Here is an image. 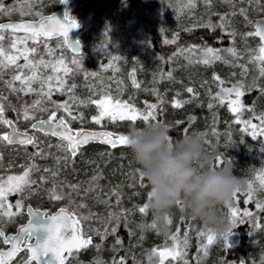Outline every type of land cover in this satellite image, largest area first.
Wrapping results in <instances>:
<instances>
[{
	"label": "rangeland",
	"instance_id": "rangeland-1",
	"mask_svg": "<svg viewBox=\"0 0 264 264\" xmlns=\"http://www.w3.org/2000/svg\"><path fill=\"white\" fill-rule=\"evenodd\" d=\"M97 1L103 9L101 15L88 14L84 9V0H73L66 8L68 17L78 24L76 32L82 46L80 54L71 52L62 37L51 40L41 37L38 43H33L26 34L0 30V35L4 36L0 47L7 54H16L11 48L13 42L21 51L25 46L37 49L36 53L30 55V59L37 63L36 69L25 66L22 58L17 61L20 68L0 67V97H3L0 103L4 101L11 106L10 112H4V118L12 121L18 131L30 134L35 141L33 144L17 145L0 139V179L22 175L29 165L35 166L29 175L34 183L26 186L23 193L9 195L8 203L13 205L12 211L17 214L10 220L0 218V228L5 234L14 233L18 226L27 221V205L47 214L58 208H67L80 219V230L84 237H91L93 243L82 251L72 253L65 264H90L92 261L93 264H112L115 259L117 262L122 260V245L117 243L113 228H120L123 233L134 236L135 240L124 251L128 264H166L165 259L170 256L167 251L176 245L166 243L184 216L183 204L177 203L172 208L175 210L179 207L174 215L177 214L179 219L174 221L173 217L169 233L161 235L151 227L154 222L152 214L147 210L145 213L138 210L146 204L150 187L145 180H141L142 177L134 182L132 169L135 170L136 165L132 157L123 160L114 157L112 152L103 153L101 149L85 158H82L80 149L72 157L66 151L64 142L32 129V124L49 118L55 111L57 120L63 117L69 126L72 122L77 124V127H71L74 130L102 129L118 136L149 124L170 127L184 122L185 135H198L201 138L207 155L206 164L213 168L231 169L242 184L234 200L231 197L219 206L223 232L220 235L213 233L215 240L206 251L203 246L207 244L208 229L201 224L194 241L192 264H235L221 255L225 247L223 234L230 226L233 209L237 211V216L232 232L236 231L237 226H242L244 234L241 263L264 264V210L256 207L257 203L264 204V188L260 181L264 173V134H261L264 125L259 119L264 117V86L260 82L261 71L251 87L245 85L248 69L241 62V54L246 46L250 50L256 47L259 53L260 38L248 34L254 33L258 25L264 27V0ZM3 5L6 11H0V22L35 21L57 10L60 1L3 0ZM209 23L212 27L206 28L212 30L218 26L227 43L224 52L216 50L220 59H213L206 51L182 50L177 44L176 35L179 32L205 27L203 25ZM148 25L163 44L174 48L164 62L152 48ZM228 49H235L237 55L233 56ZM41 59L44 66L39 64ZM204 59L211 60V63H203ZM74 60H78L79 64L73 63ZM256 60L261 70L264 60ZM3 63L6 61L0 57V65ZM65 67L69 69L67 74L63 71ZM32 71L38 72L45 84L47 77L52 76L51 101H68L72 116L82 119H73L63 109H55L54 104L40 94L42 88L47 91L40 80L32 83V92L21 91L23 85L19 81H12L14 75L30 76ZM131 72L135 74V86L131 85L129 79ZM57 76L64 81V90L60 92L55 91L58 87ZM10 81L16 91L10 89ZM72 85L75 88L69 92L67 89ZM236 85H244V95L251 91L256 93V98L251 99V106L243 104L238 117L228 106L229 100L236 99L234 93L227 97L221 93L223 103L216 98L221 89ZM188 88H192L193 93H189ZM243 96L240 97L242 103ZM104 97L128 102L145 114L149 111L147 106L155 104L158 106L153 110L156 118L148 121L137 119L135 122L106 118L96 124L92 117L98 114V108L90 101ZM174 99L188 102L175 108L172 106ZM37 100L41 104L33 108ZM26 107L29 116L33 117L28 120L23 118ZM41 107L47 111L39 110ZM146 108L147 111L143 112ZM119 123H123L122 128H118ZM253 124L257 125L255 139L251 135ZM8 129L7 125L0 124V137ZM209 139L213 142H209ZM212 159L215 160L213 165L210 162ZM94 176L100 178L93 181ZM249 182L253 187L250 200ZM73 185L77 186L75 190L71 187ZM54 196L61 199H54ZM17 201L22 204L19 210L15 208ZM246 211L251 215H244ZM109 213H114L119 220L110 219ZM201 232L205 235H200ZM1 245L0 240V248ZM154 249L157 251L153 252ZM160 251L166 252L164 258L159 256ZM21 259L19 256L15 264H19Z\"/></svg>",
	"mask_w": 264,
	"mask_h": 264
},
{
	"label": "snow or ice",
	"instance_id": "snow-or-ice-1",
	"mask_svg": "<svg viewBox=\"0 0 264 264\" xmlns=\"http://www.w3.org/2000/svg\"><path fill=\"white\" fill-rule=\"evenodd\" d=\"M61 3H65L66 0H60ZM0 11H6L4 9L3 0H0ZM205 27H212V25L206 24L203 25ZM222 26V25H220ZM78 24L74 19H70L68 17L67 12H65L63 17V22L61 19H57L54 16H41L40 22L38 24L33 23H8V24H0V30H12L23 31L28 38L33 40V43H38L39 38L41 37H50L52 35H62L65 41L69 39V29L77 28ZM248 35L258 36L261 40V46L259 48L260 55L257 57L258 60H264V27L257 26L254 33H249ZM4 40V36L0 35V41ZM174 42V41H172ZM73 50L78 52L76 46L72 44ZM11 48L15 50V55L7 54L3 47H0V57H4L6 63L0 65V67L8 68L11 66H15L16 68H20L21 66L17 63L21 58L26 62L25 66L30 67V69H36L37 63L30 59V55L36 53L37 49L35 47L28 48L24 47L23 51L17 47V44L13 42L11 44ZM206 53H208L213 59H220L221 57L217 53L216 50L212 48H206ZM228 51L233 55H237L235 49H228ZM79 53V52H78ZM113 59H118V57H113ZM205 64L211 63V60L204 59L202 61ZM63 63L62 61L60 62ZM73 63L79 64L78 60H74ZM40 66H44L43 60L39 61ZM55 71V69H53ZM65 74L68 73V68H63ZM261 75L264 76V67L261 68ZM215 79H219V77H214ZM40 80L42 85L47 87V91L41 89V95L46 98L49 102L54 104L55 109H63L68 113L69 116H72L71 107L68 101L63 103H56L51 101V93L53 91L52 76L47 77V83L45 84V80L41 78L36 71H32L30 76H24L22 74H17L12 77V81H19L23 87L20 89L21 91L32 92L34 89L32 88V83ZM58 87L55 88V91H63L64 90V81L57 76L56 78ZM12 81L9 82V87L12 91H16L17 89L12 86ZM75 88V85H72L67 90L71 92ZM243 85H236L233 88L221 89V92L217 93V99H220V102H224V98L221 96V93L224 94V97L230 96L231 94H235V100H229V110L234 114H238L243 110L244 105L240 100V97L244 95ZM187 91L189 93H193L192 88H188ZM0 100H3V97H0ZM188 101H180L173 100L172 106L175 108H180L183 103H187ZM90 103H94L98 108V114L92 117V121L96 124H100L104 119H111L113 121L120 120H130L135 122L137 119H143L148 121L150 118L155 119L154 111L157 109V105H148L149 111L147 114L139 112L133 105L128 102H123L121 100H113L111 97H104L103 99L93 100ZM41 101L37 100L32 105L33 108H37L40 106ZM212 105H209L211 107ZM41 111H47V109L40 108ZM5 108L3 103H0V124L7 125L9 127H13L12 121L4 118ZM23 118L25 120L31 119L33 117L29 116L27 107L24 109ZM73 119H82V117L72 116ZM261 120V125H264V117H259ZM239 123V118L237 119ZM248 124L249 122H245ZM50 126V134L53 136L59 137L62 141L66 142V151L71 154L72 157H75L83 145L88 144L90 141L99 140L100 143L107 144L112 148H116L118 145H126L128 137L127 135H114L111 132L107 131H84L77 130L73 131L66 120L63 117H60L58 120L56 118V112L53 111L49 116L48 120H40L37 123L32 124V128L36 129L39 126L44 125ZM252 128V138L255 139L257 136L256 128L257 125H251ZM261 134H264V127L261 129ZM16 136H23L24 138L17 139ZM3 141H7L9 144L12 143H20V144H33L34 138L28 137L26 133H14L12 136L8 134H4L0 137ZM219 160V158H217ZM34 165H29L28 169L23 172L22 175H13L8 176L6 180L0 179V218L7 217L9 220L15 216L17 213L12 211L13 205L8 203V197L14 193H23L25 191L26 186L33 184L34 182L29 179L30 171L34 168ZM55 175V174H54ZM99 176H94L93 181L98 180ZM261 187L264 188V173L261 174L260 177ZM73 190L76 189L77 186H71ZM248 199L252 198L253 187L251 182L248 184ZM235 191L232 195L233 200L235 199L237 192ZM150 196V193L148 194ZM54 199H61L60 196H54ZM180 203V202H177ZM245 203H248V200H245ZM22 207L20 201L16 202L15 208L19 210ZM256 207L258 209L264 210V204L257 203ZM139 212L145 213L146 207H139ZM244 215L250 216L251 213L245 212ZM236 216L237 211L235 209L232 210L230 226L228 230L223 234V239L225 245L228 247V237L232 233V229L236 226ZM28 223L25 226L20 227L18 234L15 236H8L5 234L4 230L0 228V240L3 241L4 244H11V248L8 251H0V264H9L17 253L22 251L23 248L29 253L26 264H31L32 261H35L36 264H65V253L71 254L73 251H79L83 248L88 247L92 240L91 238H85L82 231L80 230V219L76 218L72 213H70L67 209L61 208L56 215H49L47 213H41L39 211L29 210ZM109 218H115L119 220V217L114 213H109ZM241 222H243L241 220ZM152 228H155V223L151 225ZM179 232V229H177ZM112 232H116V228L112 229ZM200 235H205V233L201 232ZM184 247L187 246V233L184 234ZM103 239V236H101ZM173 241L176 240V236L173 235L171 237ZM215 240V235L208 230L207 234V244L204 245V250H207L208 245H211ZM117 243H120L118 240ZM157 250H153L156 252ZM51 254V255H49ZM186 253L179 250L178 245H174L173 248L167 251V255H170L172 259H181ZM159 256L164 258L166 256V252L160 251ZM115 264V262H114ZM120 264H123V260L120 261ZM186 264V262H185Z\"/></svg>",
	"mask_w": 264,
	"mask_h": 264
},
{
	"label": "clouds",
	"instance_id": "clouds-1",
	"mask_svg": "<svg viewBox=\"0 0 264 264\" xmlns=\"http://www.w3.org/2000/svg\"><path fill=\"white\" fill-rule=\"evenodd\" d=\"M127 137L126 146L136 165L135 171L150 187L144 206L153 216L155 229L161 235L169 233V214L181 202L186 216L212 233L222 234L223 221L218 208L242 184L231 169L206 164L201 138L190 134L174 140L168 129L158 124L133 128Z\"/></svg>",
	"mask_w": 264,
	"mask_h": 264
},
{
	"label": "trees",
	"instance_id": "trees-1",
	"mask_svg": "<svg viewBox=\"0 0 264 264\" xmlns=\"http://www.w3.org/2000/svg\"><path fill=\"white\" fill-rule=\"evenodd\" d=\"M84 9L88 14H93V16L101 15L103 12L101 4L97 0H84ZM147 27H148V35L150 36L152 40V48L157 53L160 60L164 62L167 59L168 55L171 54V52L174 50V48L173 46L163 44L158 34L154 31V29L150 25H148ZM255 37H258V36H255ZM176 39H177V44L181 47L182 50H189L193 52L194 51L202 52V51H205L206 48H212L214 50H219V51L221 50L222 52H224L223 49L226 48L225 46L227 44L218 26H215L212 30H209L206 27H193L188 30L179 32L176 35ZM256 53H257L256 47H255V50L254 49L250 50L246 46V50L241 54V62L248 69L247 75L245 76L244 83L246 82L245 85L248 84L249 87L253 85L254 79L256 78L258 74H260V71H261L260 68L258 67V61L256 60L258 55H260V53H257V54ZM180 78H182V76H180ZM260 82L264 86V76L262 75L260 77ZM254 93L255 92L251 91V93L245 94L243 96L242 100H243L244 105L251 106V103H252L251 99L254 100L256 98V93L255 94ZM2 103L4 105L5 112H8V111L10 112L11 106L7 105L4 101H2ZM145 111H147V108L143 110V112ZM122 125L123 123H119L118 128H122ZM70 127H77V124L72 122ZM166 128L169 131L170 137H172L174 140H179L183 136H185L184 133L186 129V124L184 122L177 123V124H174ZM209 142H213L212 139L211 140L209 139ZM210 144L211 143H208V145ZM98 149L99 150L101 149V151L106 154H109L112 152L114 157L122 158L123 160H126L132 157V154L127 148V146L121 147V145H119L116 148L107 149V147H104L98 144H89L88 146H86L84 149L81 150L82 158L90 156L93 153V151L98 150ZM214 161H215L214 159L210 160L211 165L214 164ZM132 171H134L133 172L134 179H135L134 182H136L140 176L134 169H132ZM141 180L143 181L144 179L141 178ZM177 209L175 208V210H171L169 214L171 219L174 217V221H178L177 218L179 219L177 214L176 216H174L175 211ZM262 213H264V211H262ZM177 229H179V232L176 230L175 233H172V236L173 235L176 236V240L173 241L171 239L172 237L171 236L169 240L167 241L166 245L169 243L171 246H173V244L176 243V245L179 246V250L183 251L186 254L181 259H176V260L172 259V257L169 256L167 259H165L166 264H185V262L186 264H192V255L195 249L194 241L201 229V223L199 221L192 220L190 217L186 216L185 211H184V216L179 221ZM129 230H130V233H132L131 229ZM236 230L239 231L241 235L239 244L235 247H230V246L227 247L225 245L223 252H221V255L227 259L232 260L235 264H242L243 263L242 262V259H243L242 246L244 243L243 241L244 234L242 231V226H237ZM185 233H187L186 248L184 247V244H183ZM115 235L120 241V244L122 245V250L120 253L122 254L121 256H122L123 264H128L129 260L124 255V251L128 249V246H130V242L135 240L134 236L129 233H126V234L123 233L120 228L116 230ZM120 261L121 260L117 262L115 259L112 261V264H114V262L115 264H120ZM90 264H93V261Z\"/></svg>",
	"mask_w": 264,
	"mask_h": 264
},
{
	"label": "water",
	"instance_id": "water-1",
	"mask_svg": "<svg viewBox=\"0 0 264 264\" xmlns=\"http://www.w3.org/2000/svg\"><path fill=\"white\" fill-rule=\"evenodd\" d=\"M60 1V0H59ZM73 0H66V2L65 3H61L60 2V6H59V8L57 9V10H55L53 13H51V14H49V15H45V16H43V17H47V16H54V17H56L57 19H61L62 20V22H63V17H64V14H65V12H66V8H67V6L72 2ZM40 19L41 18H39V19H37V20H35V21H3V22H0V24H8V23H21V22H23V23H33V24H38L39 22H40ZM76 29L77 28H70L69 29V33H68V35H69V39H68V41H65V39H64V37L62 36V35H52V36H50V37H42V38H44L45 40H51V39H55V38H59V37H62L63 39H64V42H65V44H66V46H67V48L71 51V52H73V53H75V54H80V52H81V50H82V46H81V43H80V40H79V35H78V33L76 32ZM5 31H8V32H10V33H14V34H25L22 30L21 31H16V32H13L12 30H5ZM72 44H74L75 46H76V48H77V50H78V52H75L74 50H73V47H72ZM129 79H130V81H131V85L132 86H135L136 85V80H135V74L133 73V72H131L130 74H129ZM43 120H45V121H47L48 120V118H46V119H43ZM34 123H37L38 124V121H35ZM33 123V124H34ZM12 124H13V127H9L8 126V132L6 133V134H8L9 136H12L14 133H20V134H24V133H22V132H20V131H18L17 130V128H16V126L14 125V123L12 122ZM70 127V126H69ZM71 128V127H70ZM33 129V128H32ZM72 129V128H71ZM34 130H36V131H40V132H42V133H44V134H49V135H51L50 134V126L49 125H44V126H39L38 125V127L36 128V129H34ZM73 131H77V130H74V129H72ZM84 131H107V132H110V131H108V130H102V129H100V130H90V129H83ZM112 133V132H111ZM27 134V133H26ZM114 134V133H113ZM115 135V134H114ZM27 136L28 137H32L30 134H27ZM51 136H53V135H51ZM53 137H55V138H57L58 140H60V141H62L59 137H57V136H53ZM16 139H17V141L19 140V139H22V138H24L23 136H16L15 137ZM62 142H64V141H62ZM65 144H66V142H64ZM12 144H17V145H25V144H20V143H18V142H16V143H12ZM89 144H98V145H101V146H105V147H110L109 145H107V144H103V143H100L99 142V140H97V141H90L88 144H86V145H83L81 148H85L86 146H88ZM119 146V145H118ZM80 148V149H81ZM110 148H112V147H110ZM61 208H58L56 211H54L53 213H51V214H49V215H56L58 212H59V210H60ZM65 209H67V208H65ZM29 210H32V211H39V212H41V213H46L45 211H42V210H39V209H36V208H34V207H32V206H30V205H27L26 206V208H25V213H26V215H27V221L24 223V224H22V225H20V226H18L17 228H16V231H15V233H10V234H7L8 236H15V235H17L18 234V231H19V229H20V227H22V226H25L27 223H28V220L30 219V217H29ZM68 210V209H67ZM70 213H72L70 210H68ZM73 214V213H72ZM74 215V214H73ZM75 216V215H74ZM76 217V216H75ZM80 229H81V226H80ZM85 238H89V237H85ZM91 238V237H90ZM91 240H92V238H91ZM239 242H240V233H239V231H234V232H232L231 233V235L228 237V245L230 246V247H233V246H237L238 244H239ZM8 245V247L5 249V250H0V251H8V250H10V248H11V244H7ZM90 246V245H89ZM88 246V247H89ZM87 248V247H86ZM83 249H85V248H83ZM83 249H81V250H79V251H82ZM79 251H73L72 253H74V252H79ZM71 253V254H72ZM18 254V253H17ZM16 254V255H17ZM71 254H68V253H65L64 255H65V263H66V261L68 260V258H69V256L71 255ZM49 255H51V254H49ZM16 257V256H15ZM14 257V258H15ZM14 258L11 260V261H13L14 260ZM11 261H9V263L11 262ZM27 261V260H26ZM26 261L24 262V263H22V264H26Z\"/></svg>",
	"mask_w": 264,
	"mask_h": 264
},
{
	"label": "flooded vegetation",
	"instance_id": "flooded-vegetation-1",
	"mask_svg": "<svg viewBox=\"0 0 264 264\" xmlns=\"http://www.w3.org/2000/svg\"><path fill=\"white\" fill-rule=\"evenodd\" d=\"M15 231H16V229H15ZM14 233H15V232H14ZM7 234H8V233H7ZM7 234H6V235H7ZM1 242H2V245H1L2 248H0V250H5V249L8 247V245H7V244H4L2 240H1ZM19 256L22 257L21 262H20L19 264L24 263V262L28 259L29 253H28V251L26 250V248H23V246H22V251L19 252V253L16 255V257L14 258V260L11 261L9 264H15V262L17 261V258H18ZM31 264H36V262H35V261H32Z\"/></svg>",
	"mask_w": 264,
	"mask_h": 264
},
{
	"label": "bare ground",
	"instance_id": "bare-ground-1",
	"mask_svg": "<svg viewBox=\"0 0 264 264\" xmlns=\"http://www.w3.org/2000/svg\"><path fill=\"white\" fill-rule=\"evenodd\" d=\"M240 239H241V235H240Z\"/></svg>",
	"mask_w": 264,
	"mask_h": 264
}]
</instances>
